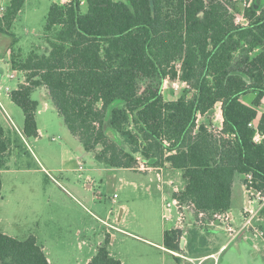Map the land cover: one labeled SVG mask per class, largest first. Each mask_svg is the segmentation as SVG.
Segmentation results:
<instances>
[{
  "label": "trees",
  "instance_id": "16d2710c",
  "mask_svg": "<svg viewBox=\"0 0 264 264\" xmlns=\"http://www.w3.org/2000/svg\"><path fill=\"white\" fill-rule=\"evenodd\" d=\"M24 2L11 1L0 15V32L10 33ZM231 6L236 11L223 0L53 2L46 23L55 31L50 47L12 56V67L25 76L10 93L24 111L22 134L40 135L33 94L45 87L70 132L98 161L181 171L184 188L173 196L194 202L196 211L232 210L234 185L249 173L264 192V0L245 9V25ZM166 79H180L195 93L168 101ZM248 94H255L252 104L243 101ZM218 103L223 123L213 130L199 120ZM9 146L0 121V195ZM183 234L166 230L163 245L181 250ZM110 243L108 235L88 264H123ZM0 264L50 261L35 235L20 240L0 229Z\"/></svg>",
  "mask_w": 264,
  "mask_h": 264
},
{
  "label": "rangeland",
  "instance_id": "374dc122",
  "mask_svg": "<svg viewBox=\"0 0 264 264\" xmlns=\"http://www.w3.org/2000/svg\"><path fill=\"white\" fill-rule=\"evenodd\" d=\"M11 1L0 0V7L4 6L0 15ZM55 1L66 0H25L9 28L10 33L0 32V120L7 131L13 129L8 135L9 150L1 164L0 229L20 240L37 236L39 242L47 246L53 264H84L87 252L96 250L101 241L105 243L109 235L105 222H111L150 240L146 242L110 229L117 239L112 241L111 238L109 249L120 253L126 264L160 261V250L150 242L162 243L163 229L176 224V209H173L174 218L167 220L164 203L173 195L169 181L183 185L182 174L164 167L161 181L157 175L159 170H120L98 161L70 132L43 87L33 94L39 102L37 121L41 135L22 136L24 111L11 99L7 88L17 89L25 76L14 70L10 61L12 63L13 54L25 58L34 50L44 53L50 47L49 39L55 38V31L48 32L46 23ZM236 5L235 12L240 13L243 7ZM13 72L14 78L11 77ZM163 92L165 99L172 101L185 94L192 97L195 90L180 79H166ZM254 98L255 94H248L243 101L252 104ZM220 108L218 103L205 118H200V123L205 121L211 129L220 130L223 121ZM259 110L264 112V102ZM244 180L245 177L239 178L233 189L231 211L236 227L242 224L243 215L247 213ZM193 220L190 214L186 236L191 242L196 235V240L193 248L181 247L184 254L188 250L189 254L199 256L206 253L210 243L219 248L227 242L218 254L220 264H264L262 237L245 231L241 237L230 241L231 236L220 228L213 233L210 242ZM166 256L176 264L186 262L170 254ZM189 260L195 263V258Z\"/></svg>",
  "mask_w": 264,
  "mask_h": 264
},
{
  "label": "built area",
  "instance_id": "2783aa9c",
  "mask_svg": "<svg viewBox=\"0 0 264 264\" xmlns=\"http://www.w3.org/2000/svg\"><path fill=\"white\" fill-rule=\"evenodd\" d=\"M70 0H66L63 2H68ZM224 2H229L230 4H239L243 7L242 11L240 13H236L233 9V6H231V10L236 15V22L239 24H247V19L245 18V9L252 6L255 0H223ZM85 0H82V3H84ZM0 10H4V6L0 7ZM2 15V14H1ZM15 70V69H14ZM11 77L14 78L15 73L13 72L11 74ZM8 92L10 93L11 90L8 87ZM262 139V135L259 133L255 136L256 141H260ZM163 167H153V166H146L145 163L140 161V168L139 170H159L157 171V175L161 177V181H163V178L161 176V170ZM245 180L243 182V187L245 189V194L248 195V203L246 206V215H243L242 224L239 227H236L234 225V215L231 210L228 211H219L214 213H208L205 211H196V204L192 201L189 202H183L179 198L172 195L171 199H165V209H166V218L172 219L174 218L173 215V209H176L178 213V217L176 220V226L175 228H180L184 230V234L181 239V244H184L186 246L188 242L186 241V234H187V224L189 215L194 216L193 222L195 225L200 229H208V228H223L229 236H231V240L237 239L244 234L245 231H251V233L258 235L264 239V228L262 227L264 216L261 214L263 208H264V192L255 188L253 184V175L251 173L244 176ZM169 183L173 185V194L176 192H180L184 188L183 185H179L178 183H175V181L170 180ZM161 187V186H160ZM163 188V186H162ZM117 194H115L116 196ZM257 222V223H255ZM192 223V222H191ZM189 223V224H191ZM184 249V247H182ZM169 252L174 254L178 257L188 258L186 254L181 252L180 250H173V249H167ZM208 257L202 258L198 263L194 264H203V262Z\"/></svg>",
  "mask_w": 264,
  "mask_h": 264
},
{
  "label": "crops",
  "instance_id": "0c3cea01",
  "mask_svg": "<svg viewBox=\"0 0 264 264\" xmlns=\"http://www.w3.org/2000/svg\"><path fill=\"white\" fill-rule=\"evenodd\" d=\"M7 1V0H6ZM10 65L12 66V63H11V61H10ZM14 69V68H13ZM23 73V72H22ZM24 74V73H23ZM25 81V77H24V79H23V81L22 82H24ZM21 82V83H22ZM10 88V87H9ZM42 88V87H41ZM43 88H45V87H43ZM46 89V88H45ZM10 90H11V92L14 90V89H11L10 88ZM46 91H47V89H46ZM48 92V91H47ZM9 96H10V94H9ZM11 97V96H10ZM264 102V99H263V101H262V103ZM221 104V103H220ZM261 106H262V104H261ZM260 106V107H261ZM44 109H47V105H45L44 106ZM221 109V108H220ZM222 111V110H221ZM1 121V120H0ZM222 123H223V121H222ZM3 124V123H2ZM4 126V125H3ZM5 128V127H4ZM222 128V127H221ZM6 130V129H5ZM13 130V129H12ZM12 130L11 131H7L6 130V133H7V135H9L11 132H12ZM39 133H40V135H41V131L39 130ZM22 136L24 137V135L22 134ZM123 168H120V170H122ZM175 171V170H174ZM176 173H178V174H182L181 173V171H178V170H176L175 171ZM239 180V179H238ZM237 180V181H238ZM237 181H236V183H237ZM236 183H235V185H234V187L236 186ZM243 187V186H242ZM233 197H234V191H233ZM238 199V198H237ZM164 208H165V203H164ZM125 209V206H123V210ZM166 210V209H165ZM120 219H123V216H120ZM167 220H171V219H167ZM105 226L107 227V231H108V233H109V235L111 236V238H112V241H113V239H114V241H116V239H117V235H115L114 233H111V230L110 229H115V230H118V231H120L121 233H124V234H127V235H129V236H131V237H134V238H136V239H142V240H145L146 242H149L150 240L148 239V238H140V236L138 235V234H135L134 232H131L130 230H128V229H125V228H123V227H120V226H118L117 224H115V223H111V222H108V223H106L105 222ZM175 226H176V224H173L172 226H170V227H165L164 229H163V232H162V236H161V240L162 241H164V233H165V231L166 230H170V229H173V228H175ZM187 229V228H186ZM218 229H220V228H218V227H216V228H208V229H204L203 231L201 230V233L202 234H204V236L208 239V241H212V235H213V233L215 232V231H217ZM188 229H187V234H188ZM186 234V235H187ZM37 237V236H36ZM142 237V236H141ZM38 238V237H37ZM186 241L187 242H189V239H188V237L186 236ZM192 240V239H191ZM230 241H231V239H230ZM209 242V243H210ZM152 243V245L153 246H156V249L157 250H160L159 252V254H160V261H156V262H154V261H147V262H145V264H176V263H174V261H172L171 259H168V257L166 256V254L168 255V254H170V255H172V256H174L175 258H182V259H184L186 262H184L183 264H194L193 262H190V260L189 259H186V258H183V257H178V256H175L174 254H172L171 252H169L167 249V247L166 246H164L163 245V242L162 243H158V242H150V244ZM103 244V242L101 241L100 242V245L99 246H101ZM44 245V244H43ZM226 245H227V242L226 243H224L221 247H219V248H215L211 243L209 244V249L206 251V253L205 254H201V255H199V256H193V255H191V254H189L190 252L188 251V250H186L188 253L186 254L188 257H190V258H192V259H194L195 258V263H198L202 258H204V257H208L204 262H203V264H220V261L218 260V254L223 250V248H225L226 247ZM98 246V247H99ZM187 246V245H186ZM186 246H184V244H181V247H184L185 249H187V247ZM98 247L96 248V250L94 249V250H91L90 249V251H88L87 252V254H86V258H85V260H84V264H88L89 263V261L92 259V257L94 256V254L96 253V251H97V249H98ZM82 248H84V246H82ZM44 249H45V251L47 252V255H48V258H49V261H50V264H53V261L51 260V258L49 257V251H48V248H47V246L46 245H44ZM80 249H81V246H80ZM110 252H111V254L112 255H114V256H116V257H118V258H120L122 261H123V264H126V261H125V259L122 257V255L120 254V253H115V252H112L111 250H110ZM196 255V254H195ZM72 264V263H71ZM140 264H143V263H140Z\"/></svg>",
  "mask_w": 264,
  "mask_h": 264
},
{
  "label": "water",
  "instance_id": "95a60500",
  "mask_svg": "<svg viewBox=\"0 0 264 264\" xmlns=\"http://www.w3.org/2000/svg\"><path fill=\"white\" fill-rule=\"evenodd\" d=\"M247 200H248V195H247Z\"/></svg>",
  "mask_w": 264,
  "mask_h": 264
}]
</instances>
